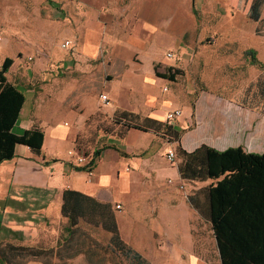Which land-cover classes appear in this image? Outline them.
<instances>
[{"label":"rangeland","instance_id":"rangeland-1","mask_svg":"<svg viewBox=\"0 0 264 264\" xmlns=\"http://www.w3.org/2000/svg\"><path fill=\"white\" fill-rule=\"evenodd\" d=\"M195 8L197 27L185 34L184 47L169 49L173 46L169 38H155L149 52H144L142 70H149L151 58L160 60L156 69L160 67L165 72L173 67L177 70L175 80L163 81L169 91H162V98L171 102L172 106L168 103V107L178 106L184 111L180 121L175 123L180 128L192 126V116L187 113L200 97L208 95L254 107L260 113L259 125H264V0H202L195 3ZM81 14V0H0V34L4 38L0 45V65L7 57L14 59L7 78L25 94L26 103L21 111L25 120L31 118L40 124L45 116L55 114L57 119L68 120L71 114L67 111L82 109V106L69 105L70 97L82 96L86 91L82 87H100L101 94H108L105 84L125 71L126 61L118 74V71L103 70L104 67L115 70L113 65L108 66L112 62L108 60L110 53L127 55L119 46H99L100 56L89 59L82 56ZM96 29L100 40L106 32L118 39L121 31ZM66 40L70 41L69 48L62 46ZM251 49L260 63H251L248 53ZM169 51L175 56H166ZM82 67L91 70L85 74ZM69 84H75L76 88L72 96L68 92L62 98L65 104L61 105V93L67 91ZM90 107L89 104L86 110ZM97 120L98 116L92 114L88 126ZM19 121L22 123L23 119ZM99 125L104 131L108 129L115 139L123 137V128L119 124L112 127L104 115ZM18 128L16 125L15 131H19ZM105 138L107 136L99 139L91 135L75 140L74 147L83 158L82 162L76 158L80 166L94 157L95 149L105 146ZM178 144L172 141L176 158L168 163L177 168L181 161ZM25 148L20 145L18 154ZM35 157L42 160L43 156L35 154ZM6 166L0 165V257L18 264H127L123 256L112 255L106 249L112 237V232L102 225L109 223L107 217L85 203L86 210L78 216L76 234L66 242L65 227L69 219L62 213L63 203H58L57 191L17 185L13 182L12 170L4 174ZM174 180L171 183L182 186L178 179ZM118 203L111 202L110 209L116 222L121 220L120 225L126 232L123 240L141 252L150 264H168L162 256L153 257L132 241L135 239L133 223L122 218L124 205L120 203L122 207L117 209ZM192 228L194 247L201 261L219 264L210 223L205 220ZM87 248L94 249L91 259L78 253ZM169 260L174 261L173 257ZM0 264H3L1 260Z\"/></svg>","mask_w":264,"mask_h":264},{"label":"crops","instance_id":"crops-1","mask_svg":"<svg viewBox=\"0 0 264 264\" xmlns=\"http://www.w3.org/2000/svg\"><path fill=\"white\" fill-rule=\"evenodd\" d=\"M198 1L202 0H81L82 56L88 59L100 56L99 46H119L127 55L110 53L108 60L112 62L108 66L113 65L115 70L107 67L103 70L116 72L126 61L125 71L105 84L108 94H101L100 87H82L86 90L82 96H72L76 85L69 84L67 91L61 93L59 104L64 105L62 98L70 93L69 105L82 106V109L67 111L71 114L68 120L57 119L55 114L45 116L39 124L31 118L25 120L21 113L23 121L21 123L19 118L13 130L19 125L17 134L31 127L44 131L42 160L36 158L28 146L18 154L19 145L16 156L0 164L7 165L3 168L4 174L12 170L13 182L17 185L56 190L61 205L63 191L67 189L91 196L100 203L120 202L124 205L122 218L133 223L135 239L132 241L151 256H162L168 264H206L196 253L192 227L205 220L210 226L212 223L192 205L189 196L215 185L219 179H181L178 168L170 166L172 161L167 157L168 151L173 150L171 141L165 143L157 133L130 128L123 130V137L115 139L108 129L99 128V121L104 115L113 127L116 112L126 110L166 122L167 112L178 106L168 107L171 102L162 98V91H169L163 81L169 80L156 75L155 67L160 60L151 58L149 70H142L144 52H149L151 42L158 37L171 40L173 46L169 49L183 48L185 34L197 27L195 3ZM99 27L121 30L118 39L106 32L100 40L96 29ZM169 52L175 56L173 51ZM90 70L83 68L85 74ZM157 70L164 72L160 67ZM101 95L107 96L108 104L102 101ZM89 104L91 107L86 110ZM92 114L98 116V120L88 126ZM258 114L254 107L208 95L200 97L187 113L192 116L190 128L175 125L182 117L174 126L182 132L180 145L187 151L206 144L220 151L241 147L246 153L262 155L264 125H259ZM91 135L99 139L107 136V143L102 146L91 172L75 170L70 165L80 166L76 158L81 155L74 142ZM55 159L57 161H53ZM262 166L254 168L253 178L247 182L245 201L239 202L249 215L248 227L260 231H264V163ZM174 178L182 186L171 183ZM120 223L119 219L117 225L126 239ZM218 255L219 264H222L219 250ZM169 257L175 262H170Z\"/></svg>","mask_w":264,"mask_h":264},{"label":"trees","instance_id":"trees-1","mask_svg":"<svg viewBox=\"0 0 264 264\" xmlns=\"http://www.w3.org/2000/svg\"><path fill=\"white\" fill-rule=\"evenodd\" d=\"M195 12L196 9H195ZM253 65L260 63L253 49L248 50ZM13 58L7 57L0 65V164L16 156V146L30 147L33 154L43 156V141L45 133L39 127L25 129L22 134H17L13 128L18 122L26 97L18 85L7 78L13 64ZM156 75L163 79L175 80L177 70L169 67L165 72L155 68ZM114 123L119 124L123 130L138 129L154 132L169 141H177L178 171L181 179L203 181L206 179H219L215 185L201 189L195 195H190L192 205L211 223V229L216 238L217 249L221 254L222 264H264V231L249 228V215L246 214L244 202L247 182L253 178L254 168H262L264 154L246 153L241 147H233L222 151L200 145L194 151H187L181 144V132L168 122L146 118L130 111H118L114 116ZM102 149L94 150V157L84 166L70 165L75 170H93L95 159L101 154ZM126 155V153H122ZM53 161H57L56 159ZM47 162V161H46ZM238 196H235V194ZM62 213L68 217L69 222L65 227V241L74 238L77 231L78 216L90 209L105 216L109 223L102 225L112 232L109 244L106 246L110 254H120L127 264H150L142 253L129 246L123 239L111 212V203H100L95 198L81 194L79 191L67 189L63 191ZM105 224V225H104ZM14 248V247H11ZM84 255L91 259L94 249L87 248ZM3 264H18L14 260L0 257Z\"/></svg>","mask_w":264,"mask_h":264},{"label":"built area","instance_id":"built-area-1","mask_svg":"<svg viewBox=\"0 0 264 264\" xmlns=\"http://www.w3.org/2000/svg\"><path fill=\"white\" fill-rule=\"evenodd\" d=\"M3 36L0 34V45L3 44ZM70 45V41L66 40L64 42V44L62 45L63 47H68ZM168 57H173L174 54L172 52H169L167 54ZM167 90V88H165V91ZM101 99L105 102V103H109V99L107 98L106 95H101ZM183 115V110L176 107L173 108L172 110H170L169 112H167L166 114V122L170 123V124H174V122L178 119H180ZM70 154H73V152H70ZM168 159H170V161H174L176 158V154L174 150H169L168 154H167ZM78 161H83V158H81V156H79L77 158ZM122 207L121 204H117V209H120Z\"/></svg>","mask_w":264,"mask_h":264}]
</instances>
